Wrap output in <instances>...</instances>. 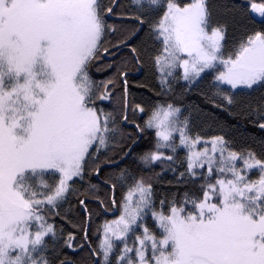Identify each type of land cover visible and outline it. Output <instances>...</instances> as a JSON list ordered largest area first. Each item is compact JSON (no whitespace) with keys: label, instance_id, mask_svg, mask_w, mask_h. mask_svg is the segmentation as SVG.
<instances>
[{"label":"snow or ice","instance_id":"snow-or-ice-1","mask_svg":"<svg viewBox=\"0 0 264 264\" xmlns=\"http://www.w3.org/2000/svg\"><path fill=\"white\" fill-rule=\"evenodd\" d=\"M0 264H264V0H0Z\"/></svg>","mask_w":264,"mask_h":264},{"label":"trees","instance_id":"trees-1","mask_svg":"<svg viewBox=\"0 0 264 264\" xmlns=\"http://www.w3.org/2000/svg\"><path fill=\"white\" fill-rule=\"evenodd\" d=\"M120 2L122 4L125 5H130L132 3V0H120ZM237 3H243L245 2V0H236ZM256 2L258 3L259 0H256ZM259 22H260V18H255V26L258 27L259 26ZM109 23H118V21L116 19H109ZM252 24H249V27H251ZM239 34V33H237ZM111 74V73H108ZM105 75L104 74H100L97 76V79H104ZM147 81L149 84H152L153 81L151 80V75L150 72L147 68H143V69H130V75H129V91L131 93H133L138 99L140 97L146 96L147 93L140 87H138L137 85L143 83ZM209 81H205L203 84H201L199 89H194L192 91V93L186 98V103L189 106H195L198 107L199 109L203 110L204 115H201L197 120H196V127L194 129V132H199L201 134H204L205 132H208L209 135L211 134H216L214 132H210L209 131V126L214 127L215 126V122L217 120L219 121H227L228 123H235V121L228 117L226 113H223L219 110H215L211 107V105H209L207 103V101L201 96V91H207V85ZM105 108L107 110H111L110 106L106 103L105 104ZM139 118H138V121ZM242 124L247 126V131L249 133L255 134L257 136L261 135L260 132L256 131L255 129H253L250 125H247V122L242 121ZM132 131H134V129H130ZM154 144V134L150 131L148 133H146L145 137L140 140L138 142V145L135 146V152L136 153H143L147 150H149L150 148H152ZM179 156L181 158L184 157V152H179ZM125 166V165H122ZM127 166H131L134 170H136V165L132 163V161H128V165ZM183 168H180L179 171H183ZM141 171H143L141 169ZM155 172H160L161 168L159 166L155 167L154 169ZM145 175H150L151 173L149 172H145ZM168 181H172V185L170 186L168 184ZM202 183V181H198L196 185H193L191 183H188V186L185 187L184 184H178V181L174 179L173 174L171 172H165L161 178L160 181L157 182V184L155 185L156 190L158 193H167L169 191H173V192H177L179 195H183V193L185 191H198V184ZM178 185V186H177ZM73 204H75V201H73ZM116 215H118V212L115 213ZM108 219L113 218V216L110 214L108 217ZM104 217H101L99 220L96 221L97 224L102 223ZM59 223H63V221H59ZM65 227H68L65 224ZM90 239L93 241V244L95 245L96 243V235H92L90 236ZM70 255H72L71 252H69Z\"/></svg>","mask_w":264,"mask_h":264},{"label":"rangeland","instance_id":"rangeland-1","mask_svg":"<svg viewBox=\"0 0 264 264\" xmlns=\"http://www.w3.org/2000/svg\"><path fill=\"white\" fill-rule=\"evenodd\" d=\"M257 18H259V17H257ZM180 152H184V151H183V150H180ZM148 224H149V227L152 226V221H151V219H149Z\"/></svg>","mask_w":264,"mask_h":264}]
</instances>
